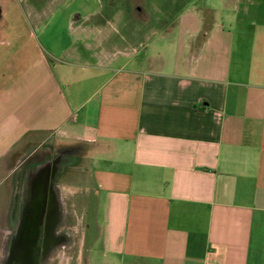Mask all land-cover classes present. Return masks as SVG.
<instances>
[{
  "label": "crops",
  "instance_id": "crops-1",
  "mask_svg": "<svg viewBox=\"0 0 264 264\" xmlns=\"http://www.w3.org/2000/svg\"><path fill=\"white\" fill-rule=\"evenodd\" d=\"M140 1L109 0L98 20L64 16L70 0H6L0 166L84 145L106 254L264 264V0H171L162 17ZM34 30L48 46L16 37Z\"/></svg>",
  "mask_w": 264,
  "mask_h": 264
},
{
  "label": "flooded vegetation",
  "instance_id": "flooded-vegetation-1",
  "mask_svg": "<svg viewBox=\"0 0 264 264\" xmlns=\"http://www.w3.org/2000/svg\"><path fill=\"white\" fill-rule=\"evenodd\" d=\"M80 149L41 146L26 151L13 165L0 264H52L61 249L73 244L69 205L61 182L76 167Z\"/></svg>",
  "mask_w": 264,
  "mask_h": 264
},
{
  "label": "rangeland",
  "instance_id": "rangeland-1",
  "mask_svg": "<svg viewBox=\"0 0 264 264\" xmlns=\"http://www.w3.org/2000/svg\"><path fill=\"white\" fill-rule=\"evenodd\" d=\"M118 1L125 2L128 7L129 5L141 2L140 0ZM152 1L153 3L151 7L152 10L158 12L157 17H162L163 10L164 8L166 9V3H168V10L170 9L172 14H178L176 7L172 6L169 3L171 2V0ZM218 1L219 0H201L202 3L208 5H213L214 3H218ZM108 3L109 0H70L68 4L65 3L66 5L62 6L61 12L64 16H68L70 14L73 15L74 13H77L76 15L85 16L89 13L101 12L98 15L99 18H97L98 20H100L106 17L102 16V14L106 15V11L105 13H103L102 10L103 8L104 10L109 8V6L107 5ZM5 4L6 0H1L0 14H2L4 10H6ZM9 13L10 12L7 10V14ZM175 15H172L171 18L174 19L176 17ZM157 23L158 22H156V24ZM61 24L62 31L59 33V37L55 36L54 44V47H56L58 50H62V48H65L71 40V37L68 36V33L64 31L63 22H61ZM0 27L2 29V31H0V37L5 39L7 37L6 31H8V28H4V16L2 15L0 18ZM122 32L124 33L125 29ZM34 34L36 35V40H27L23 32H19L16 37L21 36L19 40L24 41V45H29L30 47L35 44V41H37L39 45H49V43H47L49 39L45 36H42L39 30H34ZM28 59L29 61H33L31 58ZM53 145L61 147L66 146V143L64 144V142L57 140ZM77 145V147L81 150L79 151L81 155L80 159L76 160V167L69 171L61 182L64 196L69 205L68 224L71 226L73 244L70 249H61L56 254L52 264H146L133 261L122 263V261H120V256L105 253L104 248L102 247L101 237L99 236L101 231L98 226L100 224L98 223L97 225L94 218V188L89 169L86 165V160L84 159L85 146L81 144ZM8 162L3 161L2 165L0 166V239L3 235V232L5 231L4 217L6 210L9 207V191L11 189V182L7 179V177L10 174L13 165H10L11 163L8 164Z\"/></svg>",
  "mask_w": 264,
  "mask_h": 264
}]
</instances>
